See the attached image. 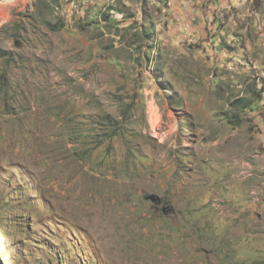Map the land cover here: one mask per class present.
<instances>
[{
  "label": "rangeland",
  "instance_id": "374dc122",
  "mask_svg": "<svg viewBox=\"0 0 264 264\" xmlns=\"http://www.w3.org/2000/svg\"><path fill=\"white\" fill-rule=\"evenodd\" d=\"M0 50V264H264V0H0Z\"/></svg>",
  "mask_w": 264,
  "mask_h": 264
},
{
  "label": "crops",
  "instance_id": "0c3cea01",
  "mask_svg": "<svg viewBox=\"0 0 264 264\" xmlns=\"http://www.w3.org/2000/svg\"><path fill=\"white\" fill-rule=\"evenodd\" d=\"M203 44L209 46V52H211L214 57L217 58V60L218 58H224L227 55V52H224L218 48L217 41L215 38H207L204 36ZM253 120H255L256 122H262V125L264 126V117H254Z\"/></svg>",
  "mask_w": 264,
  "mask_h": 264
},
{
  "label": "trees",
  "instance_id": "16d2710c",
  "mask_svg": "<svg viewBox=\"0 0 264 264\" xmlns=\"http://www.w3.org/2000/svg\"><path fill=\"white\" fill-rule=\"evenodd\" d=\"M0 52H2L1 50H0ZM0 56H2V54L0 53Z\"/></svg>",
  "mask_w": 264,
  "mask_h": 264
}]
</instances>
